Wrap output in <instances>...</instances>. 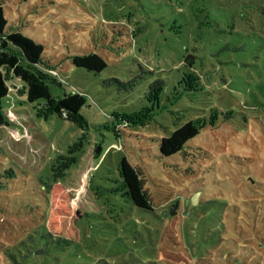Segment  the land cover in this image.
Returning <instances> with one entry per match:
<instances>
[{"label": "rangeland", "instance_id": "obj_1", "mask_svg": "<svg viewBox=\"0 0 264 264\" xmlns=\"http://www.w3.org/2000/svg\"><path fill=\"white\" fill-rule=\"evenodd\" d=\"M0 4L5 32L43 47L52 95L86 97L88 125L27 102L6 71L11 95L2 107L12 124H0V264H264V0ZM90 52L107 63L99 72L71 62ZM187 52L212 69L207 92L194 98L179 83ZM192 118L215 121L187 142L199 145L187 147L198 160L160 155V138ZM122 158L142 171L153 212L126 195ZM52 181L67 187L72 210L87 213L78 242L46 234ZM171 196L174 214V201L163 200Z\"/></svg>", "mask_w": 264, "mask_h": 264}, {"label": "trees", "instance_id": "obj_2", "mask_svg": "<svg viewBox=\"0 0 264 264\" xmlns=\"http://www.w3.org/2000/svg\"><path fill=\"white\" fill-rule=\"evenodd\" d=\"M6 27L7 20L3 15L2 5L0 4V124L6 126L12 124L2 107V100L11 95L9 93L7 71L12 77L18 79V82L23 86L27 102L42 100L51 113L75 122L82 129L87 128V122L81 113L82 107L86 104V97L75 91L65 92L61 97L53 96L49 89V82H56L53 78L56 77L55 70L43 61V47L35 44L20 32H5ZM211 45L208 43L206 48ZM201 60L198 61L196 55L189 52L184 54L181 60L180 68L183 70V74L179 83L182 84L184 91L192 94L191 98L196 96L195 92L197 91L207 92V87L210 85L211 79L206 78L204 72L207 68L209 71L212 69L210 66L205 65V62H203L204 57ZM71 62L77 67L96 72L107 65L106 61L94 52L74 55L71 57ZM222 80L225 79L222 77ZM110 82L111 79L107 80L108 84ZM159 82L157 86H161V81L159 80ZM213 111L214 117L217 118V111L214 109ZM224 116L226 118L230 117L232 112L226 111ZM197 120L196 118L189 119L175 128L169 136L161 137L158 145L160 155H177L180 159L198 160L193 159L190 152L187 153V147L193 149L194 147L199 148V145L190 147L187 142L192 141L209 122L211 127H214L215 121L212 119L210 121ZM211 158H213L212 153L200 159L208 160ZM186 170H189V168ZM120 172L123 177V184L126 187L125 193L130 197L133 204L143 210L153 212L154 208L149 198L150 191L147 189L146 183L142 182V177H144L142 171L131 165L125 158H122ZM45 190L47 200L43 225L46 234L65 244L78 242L79 229L77 223L87 213L72 210L69 207L67 202L69 191L63 183L58 181L48 182ZM163 200H171L175 203L176 198L171 196ZM231 213H233V206ZM232 222V217L226 218L225 223L227 226H232Z\"/></svg>", "mask_w": 264, "mask_h": 264}, {"label": "water", "instance_id": "obj_3", "mask_svg": "<svg viewBox=\"0 0 264 264\" xmlns=\"http://www.w3.org/2000/svg\"><path fill=\"white\" fill-rule=\"evenodd\" d=\"M197 195H198V193H196V196L193 197V199H192L193 203H196L198 201L197 200ZM178 204H179V201L177 200V201H175L174 204L170 205V208H169L170 214H174L175 213V208L178 206Z\"/></svg>", "mask_w": 264, "mask_h": 264}]
</instances>
